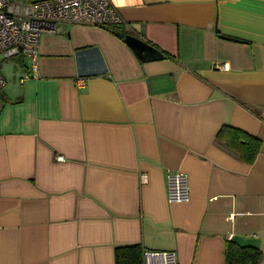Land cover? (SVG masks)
I'll use <instances>...</instances> for the list:
<instances>
[{"label":"crops","instance_id":"0c3cea01","mask_svg":"<svg viewBox=\"0 0 264 264\" xmlns=\"http://www.w3.org/2000/svg\"><path fill=\"white\" fill-rule=\"evenodd\" d=\"M111 3L162 59L60 22L40 38L38 77L27 58L2 68L0 264H116L130 244L227 264L230 240L264 264V0ZM222 130L258 138L255 159ZM173 170L188 202L168 200Z\"/></svg>","mask_w":264,"mask_h":264},{"label":"built area","instance_id":"2783aa9c","mask_svg":"<svg viewBox=\"0 0 264 264\" xmlns=\"http://www.w3.org/2000/svg\"><path fill=\"white\" fill-rule=\"evenodd\" d=\"M11 4L12 0H0V91L6 84L2 71L5 59H29L34 77H38L40 38L44 33H55L60 22L103 28L123 22L111 0H35L27 9L17 10ZM57 160H64V156L58 155ZM167 179L168 200L171 203L188 202V174L173 170ZM144 264H177L176 254L173 251L145 250Z\"/></svg>","mask_w":264,"mask_h":264},{"label":"trees","instance_id":"16d2710c","mask_svg":"<svg viewBox=\"0 0 264 264\" xmlns=\"http://www.w3.org/2000/svg\"><path fill=\"white\" fill-rule=\"evenodd\" d=\"M105 28L118 34L121 38L127 35V31H125L122 24ZM232 132L233 134L230 135L227 130H222L220 133L221 138L232 149L238 151L247 162H252L260 150V140L239 131ZM145 250L148 249L141 244L118 246L115 249V263L144 264ZM262 258L263 252L258 246L240 245L233 240L228 241L226 245L225 260L227 264H259Z\"/></svg>","mask_w":264,"mask_h":264},{"label":"water","instance_id":"95a60500","mask_svg":"<svg viewBox=\"0 0 264 264\" xmlns=\"http://www.w3.org/2000/svg\"><path fill=\"white\" fill-rule=\"evenodd\" d=\"M125 40L142 61H154L164 57V53L160 49L140 37L127 34Z\"/></svg>","mask_w":264,"mask_h":264},{"label":"rangeland","instance_id":"374dc122","mask_svg":"<svg viewBox=\"0 0 264 264\" xmlns=\"http://www.w3.org/2000/svg\"><path fill=\"white\" fill-rule=\"evenodd\" d=\"M14 0H12V8L17 10V9H27L29 6L30 7V3L31 1H35V0H17L19 1V3H17L16 1L13 2ZM26 6V7H25ZM13 61H14V58H9L5 61L4 65H3V71L4 73H7V75H10L13 71H14V67H13ZM11 71V72H10ZM10 72V74H9Z\"/></svg>","mask_w":264,"mask_h":264}]
</instances>
